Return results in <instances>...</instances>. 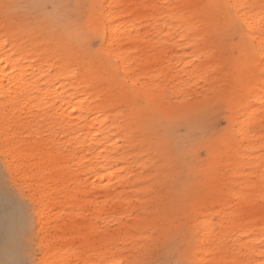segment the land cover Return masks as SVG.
<instances>
[{
  "label": "rangeland",
  "instance_id": "obj_1",
  "mask_svg": "<svg viewBox=\"0 0 264 264\" xmlns=\"http://www.w3.org/2000/svg\"><path fill=\"white\" fill-rule=\"evenodd\" d=\"M108 1L7 0L12 7L5 8L0 0L1 22L34 33L22 43L35 50L27 54L33 69L47 68L51 56L64 70L86 63L101 72L106 64L113 71L95 81L130 99L103 102L90 114L94 126L74 132L57 124L59 115H50L39 95H0V188L28 215L15 244L3 227L0 264H260L264 103L245 87L246 73L261 76V68L245 66L258 55H247L248 40L220 0L196 8L185 0H144L140 19L130 10L141 0H116L107 23ZM182 11L202 15L205 28L189 29ZM95 18L104 29L132 20L156 39L171 22L175 41L139 49L125 74L101 40L106 31L92 26ZM36 25L51 31L46 40L35 35ZM201 29L211 41L199 37ZM145 63L148 71L140 72ZM240 126L249 132L242 135Z\"/></svg>",
  "mask_w": 264,
  "mask_h": 264
},
{
  "label": "bare ground",
  "instance_id": "obj_2",
  "mask_svg": "<svg viewBox=\"0 0 264 264\" xmlns=\"http://www.w3.org/2000/svg\"><path fill=\"white\" fill-rule=\"evenodd\" d=\"M5 1L7 2V0H2L4 5ZM115 1L116 0H109L106 6L107 9L104 16L107 23H110L112 20V4ZM157 1L158 0H152L153 3H157ZM201 1L202 0H185V4H191L196 8ZM220 1L223 3V10L226 13L229 12L228 16L233 18L234 21H237V23L240 18L244 17L255 19L258 23L261 14L264 13V0ZM153 3L150 5L151 8L155 7ZM241 4L248 5L249 7H231L233 5ZM145 5L146 1L144 0L135 2L133 4L134 7L130 12H133L134 15H136V18L140 19L141 17H144L145 10L142 9V7ZM171 6H174L173 10L177 9L174 4ZM157 7L160 8L159 5H157ZM150 19L151 18H149V20ZM179 19L190 20L188 28L191 30H194L199 24H203L202 28H205L203 16L196 15L194 12L185 15L184 11H182ZM129 22V27H125L124 25H122V27L109 25L105 29V24H103L100 19L95 18L92 23L93 27H99L101 30L104 29L106 31L104 32V36L102 35L103 38H101V40L107 43L108 51L114 55L116 61H120L121 70L124 71L125 74L133 69V64L136 63V57L133 55H136L139 49L143 53H148L154 44L159 43L162 39L170 38L171 30L173 28L172 23L168 22L165 25V30L167 31L156 39L150 37L148 30L141 33L138 24H135L132 20ZM152 23H154L156 27L158 26L157 20L152 21ZM0 25L5 26L3 30L0 31V95H3L5 100H17L20 95H24L22 99L30 101L36 97L38 98L39 95V100H45L41 103V106L45 105V108L49 109L50 115H59L58 118L60 120H58L59 122H57V124L59 125L63 122V128L65 131L71 130L74 132H77L78 129L83 126L89 125L90 128L91 126H94L95 120L90 119V114L95 109H99L103 102L110 104L116 100H130L126 95L123 96L121 93L118 95L114 90H106L105 88H108L109 86H105V84L95 81V78L106 76L109 72L113 71V69H110L106 64L102 66L101 72L95 67H89L86 63L77 68L64 70L62 66L63 64H56L53 56H51L48 58L50 63L47 61L49 65L47 68L42 65L39 69H33V60L27 59V54L32 56L35 50L31 46L32 44L24 45L22 43L29 41L30 38L34 36V33H31L28 29H18V27L14 26L11 21H0ZM36 26L35 35L46 40L47 36L51 34V31L47 30L44 26V31L41 26ZM160 29L161 27L158 28V30ZM240 30H242L243 34V36L241 35L242 40H248L249 43L245 45L247 47V53H249L247 55L252 57L256 54L259 58H254L248 65L245 64L246 69L261 68L260 59L261 56H264V52L261 51L258 29L256 30L255 39L249 34L247 28ZM205 35H208V41L212 40V34L206 29H201L199 37L203 40ZM184 36V34L179 35V39ZM133 40L138 41L139 45H131ZM173 41L175 40L172 38L168 39V42ZM50 48L56 51L54 53L55 55L58 53V47L50 46ZM145 55L148 57V54ZM209 55L212 57L214 53H211L210 50ZM188 64L189 62L185 63L184 70H186ZM148 66L149 63H145L139 68L140 72L148 71ZM80 71H83V73L79 75ZM90 72L91 74L89 75ZM63 79L66 81L68 80L69 82L64 83ZM45 83H51L52 86L47 85V87H43ZM246 85L253 87L252 95L254 99L264 103V99H262L264 78L258 76L255 72L246 73L245 87ZM88 87L91 90L89 92L87 90ZM78 88H81L79 90L81 94L77 93ZM117 89L120 90L119 87ZM38 106H40V104H38ZM76 110L79 111V114L75 116ZM250 112L253 113L255 110H251ZM245 121L246 120L243 119L241 124L245 123ZM238 130L242 135L249 132L247 128L243 129L242 126H240ZM103 133L104 132H101L100 134ZM91 139L96 143H101L103 140V138H98L97 136H93ZM84 144V139L78 140V145ZM107 158L108 155L105 156V159ZM86 162L88 161L82 162V164ZM88 169L90 170L91 168ZM8 200L9 196L4 190H2V188H0V239L3 238L5 235V229H7L6 235L11 239L9 243L12 244V242H14L15 244L16 240L19 238L20 231L28 226V215L26 209L22 207V205L18 204L17 206L12 207ZM34 214L40 216L42 212L35 211ZM3 227H5V229H3Z\"/></svg>",
  "mask_w": 264,
  "mask_h": 264
},
{
  "label": "snow or ice",
  "instance_id": "obj_3",
  "mask_svg": "<svg viewBox=\"0 0 264 264\" xmlns=\"http://www.w3.org/2000/svg\"><path fill=\"white\" fill-rule=\"evenodd\" d=\"M10 7L12 6L7 5V4L5 5V8H10ZM31 7L44 8V7H47V5L36 4V5H31ZM52 7L61 8V7H68V5L57 4V5H53ZM231 7L246 8L249 6L241 4V5H233ZM238 27L240 29L247 28L249 30V34L253 36V39H255L256 30L258 29L259 36H260V42H261V51L264 52V13L261 14V18L258 23L257 21H255V19H252V18H247V17L240 18L238 20ZM260 66L262 69L261 76L262 78H264V56H261ZM262 99H264V88H262ZM261 247L264 248V240H262L261 242ZM260 256H261L260 264H264V250L261 251ZM113 264H123V262L117 260V261H114ZM185 264H191V262H185Z\"/></svg>",
  "mask_w": 264,
  "mask_h": 264
}]
</instances>
